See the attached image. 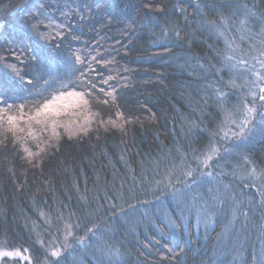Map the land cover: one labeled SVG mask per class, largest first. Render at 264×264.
<instances>
[{"label":"trees","instance_id":"trees-1","mask_svg":"<svg viewBox=\"0 0 264 264\" xmlns=\"http://www.w3.org/2000/svg\"><path fill=\"white\" fill-rule=\"evenodd\" d=\"M251 62L264 0H0V264H264Z\"/></svg>","mask_w":264,"mask_h":264},{"label":"rangeland","instance_id":"rangeland-1","mask_svg":"<svg viewBox=\"0 0 264 264\" xmlns=\"http://www.w3.org/2000/svg\"><path fill=\"white\" fill-rule=\"evenodd\" d=\"M258 43L256 46V50L260 48H262V45L260 43H262L261 41L256 42ZM255 46V44L253 45ZM254 60V59H253ZM252 60V61H253ZM252 69H251V74L246 75V80H245V66H244V70L240 71L241 77H242V82L244 84L245 87V81H247V85L250 86L249 90L247 91V93H245L246 98H240L239 104L237 106V108H235L233 111H230L227 117L228 126H231L232 124H234L235 126L230 129L229 127L226 129H223V133H219V136H221L223 139H225L226 141H229L232 137L238 136V137H242L248 134L251 128H254L255 125H264V100L260 99V90L264 89V63H253L251 62ZM251 65H248V68L250 69ZM259 98V99H258ZM250 99V100H248ZM258 100L261 103L260 106L261 109L258 110ZM247 101H252V103L247 102ZM236 107V106H235ZM238 145V147H244V145L246 144L245 140L243 141H239L236 142ZM236 148V147H232L230 150H228L225 153L224 158L222 159L223 163H228L232 160V156L235 155L236 151H239V149L241 148ZM217 151L216 149H214L212 151L211 154H208V156H205L202 161L201 164L202 165H209L211 159H213L214 157L217 158ZM221 163V162H220ZM204 167V172L203 174L205 176H208V178H211L212 180L216 179V175L213 170H211V168H206ZM225 168V167H224ZM221 173H219L221 176H223V172L220 171ZM248 174H250L248 172ZM199 184V185H198ZM197 184V187L201 186L202 184L206 185L207 182L206 181H201ZM2 255L4 256H8L10 258L13 257H23L24 254L21 251H5L2 253Z\"/></svg>","mask_w":264,"mask_h":264},{"label":"snow or ice","instance_id":"snow-or-ice-1","mask_svg":"<svg viewBox=\"0 0 264 264\" xmlns=\"http://www.w3.org/2000/svg\"><path fill=\"white\" fill-rule=\"evenodd\" d=\"M59 91V90H58ZM55 99H60L59 96H57ZM261 100H264V96H261L260 97ZM53 102H55V100H53ZM46 107H50V104L49 105H46Z\"/></svg>","mask_w":264,"mask_h":264},{"label":"water","instance_id":"water-1","mask_svg":"<svg viewBox=\"0 0 264 264\" xmlns=\"http://www.w3.org/2000/svg\"><path fill=\"white\" fill-rule=\"evenodd\" d=\"M261 96H264V89H261V90H260V97H261Z\"/></svg>","mask_w":264,"mask_h":264}]
</instances>
